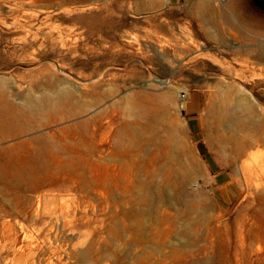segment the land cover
Returning <instances> with one entry per match:
<instances>
[{"label": "rangeland", "instance_id": "obj_1", "mask_svg": "<svg viewBox=\"0 0 264 264\" xmlns=\"http://www.w3.org/2000/svg\"><path fill=\"white\" fill-rule=\"evenodd\" d=\"M12 2L0 0V264H264V172L244 183L205 111L224 91L264 165V0H36L27 32ZM33 37L50 43L24 52ZM157 106L203 168L186 197L158 193L174 165Z\"/></svg>", "mask_w": 264, "mask_h": 264}, {"label": "bare ground", "instance_id": "obj_2", "mask_svg": "<svg viewBox=\"0 0 264 264\" xmlns=\"http://www.w3.org/2000/svg\"><path fill=\"white\" fill-rule=\"evenodd\" d=\"M12 1L13 4L12 8L10 9V13H12V17L15 21L14 23H16L21 30H28L32 28L31 23L34 19L37 18V16H35L36 14L34 15L33 13H31V11H26L27 9L24 10L23 7L24 5L34 4L36 0ZM38 28H40V26ZM26 30L25 32H27ZM28 34H26V36H28ZM58 34L59 33H57V35ZM59 36L61 38L60 34ZM23 42L25 44L22 48L24 52H27V47L32 48L35 52L41 51L44 46L50 43V41L48 42L47 40L43 39L41 43L37 45L38 38L36 37H33V39L31 40L25 39L23 40ZM234 62L239 63L242 67H246L245 65L247 63V61L239 57H236L234 59ZM229 65L230 64L228 63L226 69H229ZM208 97L210 99V102L205 106V111L207 119L212 124V130L216 135H220V129L223 127L226 128L227 132L229 133L228 142L231 145V151L234 155V162H236L237 167L241 172L242 180L245 184H248L250 178H252L254 174L261 175V173L264 172L263 162L259 161V158H261V156H258L251 151L254 147L257 146V144L250 143L244 138V124L240 122V118H236L232 113V101L224 91L211 90L208 92ZM238 104L244 106L247 109L250 108V105L244 100L238 101ZM156 112L157 114L153 120L157 124V129H160V132L163 133L161 137L162 141L164 142L163 145H165V154L172 158L174 165L172 166V168L174 167V169H172L173 171H166L161 168L159 169L157 175H155V180L157 181L158 185V193L161 199L172 197L180 198L185 193L180 189L179 186L186 185L190 181L193 173L196 170L195 168H197V170L201 173L203 172V168L198 161L189 162V160H187L180 154L176 139L173 134V125L176 121V118L174 120L172 119L171 121H168V115L162 106H157ZM182 123L184 124V121ZM206 137L208 138V135H206ZM195 150L200 156L202 149L196 148ZM162 171L164 173H162ZM188 195L189 194H187L186 196Z\"/></svg>", "mask_w": 264, "mask_h": 264}, {"label": "crops", "instance_id": "obj_3", "mask_svg": "<svg viewBox=\"0 0 264 264\" xmlns=\"http://www.w3.org/2000/svg\"><path fill=\"white\" fill-rule=\"evenodd\" d=\"M191 104H192V103H190L189 105H191ZM189 105H188V106H189ZM197 112H198V104L195 105V110H193V113H192V115L194 116V118H195ZM195 119H196V118H195ZM208 181H209V180H208ZM210 181H211V180H210ZM210 181H209V182H210ZM223 192H224V191H222V193H223Z\"/></svg>", "mask_w": 264, "mask_h": 264}]
</instances>
